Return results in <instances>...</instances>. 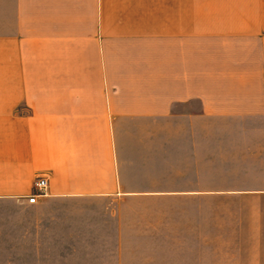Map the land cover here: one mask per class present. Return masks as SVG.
<instances>
[{
    "label": "crops",
    "instance_id": "obj_1",
    "mask_svg": "<svg viewBox=\"0 0 264 264\" xmlns=\"http://www.w3.org/2000/svg\"><path fill=\"white\" fill-rule=\"evenodd\" d=\"M190 2L0 0V264H264V0Z\"/></svg>",
    "mask_w": 264,
    "mask_h": 264
},
{
    "label": "rangeland",
    "instance_id": "obj_2",
    "mask_svg": "<svg viewBox=\"0 0 264 264\" xmlns=\"http://www.w3.org/2000/svg\"><path fill=\"white\" fill-rule=\"evenodd\" d=\"M224 1H227V0H215V1L214 0H210V1L209 0H205V1H202V0L201 1L191 0V2H190L191 6L190 7H191V11L193 12V10L196 8L197 5H209V4H211V5H215V7H222V6H225V5L230 6V5L234 4V3H231V2H224ZM260 6H263L262 8L264 10V2H263V4L261 3ZM163 9H164L163 7H160V6L158 7L159 11H161ZM172 205L175 206V207H181V206L188 205V204L183 203L181 200H174ZM206 205L207 206L208 205H213V200H206Z\"/></svg>",
    "mask_w": 264,
    "mask_h": 264
},
{
    "label": "built area",
    "instance_id": "obj_3",
    "mask_svg": "<svg viewBox=\"0 0 264 264\" xmlns=\"http://www.w3.org/2000/svg\"><path fill=\"white\" fill-rule=\"evenodd\" d=\"M47 187H48L47 177L44 175L38 176L34 181L35 192H33L29 196L28 198L29 202L35 203L39 196L46 195Z\"/></svg>",
    "mask_w": 264,
    "mask_h": 264
}]
</instances>
